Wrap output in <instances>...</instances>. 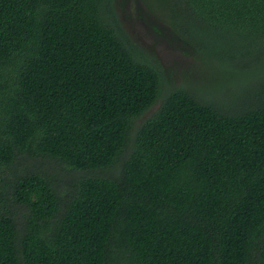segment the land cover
Returning a JSON list of instances; mask_svg holds the SVG:
<instances>
[{"label": "trees", "instance_id": "trees-1", "mask_svg": "<svg viewBox=\"0 0 264 264\" xmlns=\"http://www.w3.org/2000/svg\"><path fill=\"white\" fill-rule=\"evenodd\" d=\"M166 2L228 82L163 90L113 0H0V264H264V0Z\"/></svg>", "mask_w": 264, "mask_h": 264}, {"label": "rangeland", "instance_id": "rangeland-1", "mask_svg": "<svg viewBox=\"0 0 264 264\" xmlns=\"http://www.w3.org/2000/svg\"><path fill=\"white\" fill-rule=\"evenodd\" d=\"M113 8L120 26L139 50L153 60L164 73L163 90L177 86L208 89L223 81V69L216 57L189 47L170 23L166 0H113ZM210 57V58H209ZM233 75L236 71L231 72ZM159 106L156 102L141 118L140 124ZM63 176L74 172L52 162Z\"/></svg>", "mask_w": 264, "mask_h": 264}]
</instances>
